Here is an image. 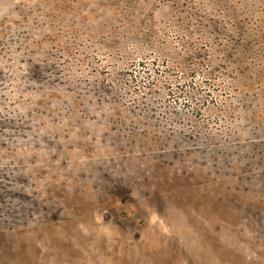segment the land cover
Segmentation results:
<instances>
[{
	"label": "rangeland",
	"instance_id": "374dc122",
	"mask_svg": "<svg viewBox=\"0 0 264 264\" xmlns=\"http://www.w3.org/2000/svg\"><path fill=\"white\" fill-rule=\"evenodd\" d=\"M0 264H264V0H0Z\"/></svg>",
	"mask_w": 264,
	"mask_h": 264
}]
</instances>
